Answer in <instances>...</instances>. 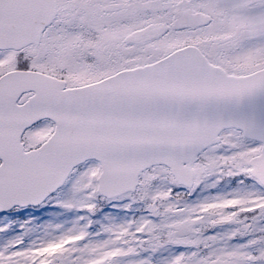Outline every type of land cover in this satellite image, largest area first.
Masks as SVG:
<instances>
[{
    "label": "snow or ice",
    "instance_id": "obj_1",
    "mask_svg": "<svg viewBox=\"0 0 264 264\" xmlns=\"http://www.w3.org/2000/svg\"><path fill=\"white\" fill-rule=\"evenodd\" d=\"M0 264H264V0H0Z\"/></svg>",
    "mask_w": 264,
    "mask_h": 264
}]
</instances>
